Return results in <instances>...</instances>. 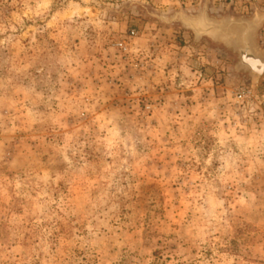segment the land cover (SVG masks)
<instances>
[{
  "label": "rangeland",
  "instance_id": "obj_1",
  "mask_svg": "<svg viewBox=\"0 0 264 264\" xmlns=\"http://www.w3.org/2000/svg\"><path fill=\"white\" fill-rule=\"evenodd\" d=\"M178 14L0 0V264H264V75Z\"/></svg>",
  "mask_w": 264,
  "mask_h": 264
},
{
  "label": "water",
  "instance_id": "obj_2",
  "mask_svg": "<svg viewBox=\"0 0 264 264\" xmlns=\"http://www.w3.org/2000/svg\"><path fill=\"white\" fill-rule=\"evenodd\" d=\"M177 21L199 41L206 39L235 56L233 71L246 75L255 84L264 75V47L258 42L264 13L250 17H214L208 12L193 17L178 15Z\"/></svg>",
  "mask_w": 264,
  "mask_h": 264
},
{
  "label": "crops",
  "instance_id": "obj_3",
  "mask_svg": "<svg viewBox=\"0 0 264 264\" xmlns=\"http://www.w3.org/2000/svg\"><path fill=\"white\" fill-rule=\"evenodd\" d=\"M162 3L163 7L171 8L174 12H180L182 15L193 17L201 14L202 12H208L210 15L215 16L217 7L215 0H158ZM223 14H236L240 8L231 7L230 5L223 6ZM255 9V7H253ZM241 11V10H240ZM260 12V11H259ZM261 13H264L262 11ZM180 15V14H178ZM182 29L184 27L181 26ZM186 31V29H184ZM258 42L261 46H264V26H262L259 35Z\"/></svg>",
  "mask_w": 264,
  "mask_h": 264
}]
</instances>
